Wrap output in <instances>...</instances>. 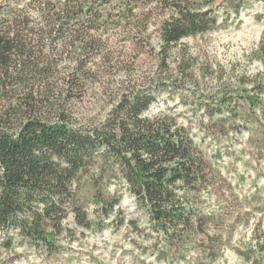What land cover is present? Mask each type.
I'll list each match as a JSON object with an SVG mask.
<instances>
[{
    "label": "trees",
    "instance_id": "1",
    "mask_svg": "<svg viewBox=\"0 0 264 264\" xmlns=\"http://www.w3.org/2000/svg\"><path fill=\"white\" fill-rule=\"evenodd\" d=\"M145 4H155L150 11H164L157 22L160 44L153 47V69H138L108 48L109 17L96 7L99 0H0L4 248L20 239L49 256L59 255L65 247L57 239L73 233L63 225L69 214L81 225L94 226L78 195L89 185L107 213L126 192L148 211L164 237L162 259L170 252L183 258L194 244L193 264L220 258L231 228L227 221L241 213L229 212L224 195L219 200L226 205L218 213L204 208L215 168L190 127L166 110L150 111L168 92L182 103L190 102L187 97L216 103L208 122L228 111L229 126L235 127L239 108L246 106L260 118L256 110L263 109L264 76L245 74L240 83L249 86L238 95L228 91L232 76L225 77L229 72L223 67L214 70L210 64L196 72L197 60L183 39L219 28L215 8H203L199 0ZM227 135L228 130L217 129L214 138ZM230 197L239 200L232 189ZM259 224L255 243L237 250L246 263L264 264V216Z\"/></svg>",
    "mask_w": 264,
    "mask_h": 264
},
{
    "label": "rangeland",
    "instance_id": "2",
    "mask_svg": "<svg viewBox=\"0 0 264 264\" xmlns=\"http://www.w3.org/2000/svg\"><path fill=\"white\" fill-rule=\"evenodd\" d=\"M99 1L101 5L96 7L109 17L108 48L121 52L120 58L136 63L138 69H153L157 63L153 47L160 44L157 22L164 11L160 7L150 11L155 4L146 7L145 0ZM199 3L203 8H215L221 25L183 39L197 60L195 70L200 74L210 64L214 70L223 67L229 72L225 77L232 76L228 91L240 95L242 91L238 90L249 86L242 84L243 80L240 83L245 74L264 76V0H199ZM238 7L241 8L237 14ZM167 93L153 105L150 114L166 110L176 115L179 122L190 127L195 141L215 168V182L203 194L204 208L218 213L221 205H226L219 200L224 195L231 203L229 212L241 213L227 221L231 228L226 233V245L212 264H250L243 261L237 250L255 243L252 236L255 231L259 233V218L264 216V202L260 199H264V102L260 103L263 109L256 110L260 118L245 106L241 111L239 108L236 126L230 127L228 111L217 112L208 122L216 103L208 100L195 103L189 97L190 102L182 103L180 96L172 99ZM217 129L228 130V135L214 138ZM88 186H82L78 195L83 202L82 212L93 227L79 224L69 214L63 225L73 231L72 236L57 239L65 248L53 256L20 239L14 240L10 249L4 248L6 235L1 231L0 264H193L195 244L187 248L183 258L171 252L165 260L161 258L160 251L165 246L162 232L157 231L148 211L139 208L129 193H124L121 204L107 213L92 197ZM114 189L112 186L111 193ZM231 189L239 195L238 201L227 198ZM251 209L255 215L244 214Z\"/></svg>",
    "mask_w": 264,
    "mask_h": 264
}]
</instances>
